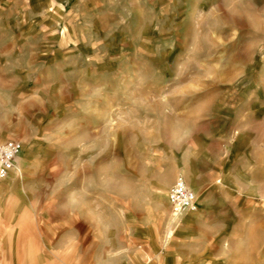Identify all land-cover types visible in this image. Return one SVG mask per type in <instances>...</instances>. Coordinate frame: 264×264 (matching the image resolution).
Listing matches in <instances>:
<instances>
[{
    "label": "rangeland",
    "instance_id": "1",
    "mask_svg": "<svg viewBox=\"0 0 264 264\" xmlns=\"http://www.w3.org/2000/svg\"><path fill=\"white\" fill-rule=\"evenodd\" d=\"M10 139L0 216L105 212L146 226L137 264H264V0H0ZM179 176L199 210L175 218Z\"/></svg>",
    "mask_w": 264,
    "mask_h": 264
},
{
    "label": "crops",
    "instance_id": "2",
    "mask_svg": "<svg viewBox=\"0 0 264 264\" xmlns=\"http://www.w3.org/2000/svg\"><path fill=\"white\" fill-rule=\"evenodd\" d=\"M25 216L21 212L11 219L7 213L0 216V264H137L136 242L139 238L147 243L150 237L146 226L122 228L116 215L105 212L98 216L102 219L96 228H90L82 214L56 215L47 235L41 234L32 217ZM70 222L76 225L68 230ZM42 241L54 244L53 249L40 250ZM10 243L14 244L11 248ZM60 243L70 244V248L56 249Z\"/></svg>",
    "mask_w": 264,
    "mask_h": 264
},
{
    "label": "built area",
    "instance_id": "3",
    "mask_svg": "<svg viewBox=\"0 0 264 264\" xmlns=\"http://www.w3.org/2000/svg\"><path fill=\"white\" fill-rule=\"evenodd\" d=\"M23 149L24 143L21 140L10 139L0 143V180L10 177ZM168 201L175 218H182L199 210L198 196L183 176H179L171 187Z\"/></svg>",
    "mask_w": 264,
    "mask_h": 264
}]
</instances>
